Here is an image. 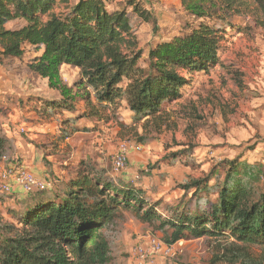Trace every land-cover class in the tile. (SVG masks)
<instances>
[{"label": "trees", "instance_id": "trees-1", "mask_svg": "<svg viewBox=\"0 0 264 264\" xmlns=\"http://www.w3.org/2000/svg\"><path fill=\"white\" fill-rule=\"evenodd\" d=\"M180 1L198 25L158 42L143 60L136 29L150 24L155 33L158 27L137 0L126 2L131 16L126 9L109 11L108 0H0L1 57L20 60L32 48L28 72L59 96L27 103L38 121L55 125L49 136L53 149L117 119L118 110L129 113V124L118 122L120 129L137 142L154 140L149 135L167 124L163 106L181 100L193 77L221 67L226 32L239 30L232 18L242 16L246 1L264 19V0ZM15 20L24 26L5 29ZM213 21L224 25L211 26ZM64 66L78 71L71 85L62 82ZM15 152L14 142L0 134V166L20 168L14 165ZM169 161L181 160L176 155ZM214 168L179 185L188 199L164 209L135 186L120 185L83 160L63 183L55 180L29 194L5 193L19 209L14 223L0 224V264H107L105 234L114 232L124 212L156 226L167 246L212 241L216 247L207 264H264V165L234 159Z\"/></svg>", "mask_w": 264, "mask_h": 264}, {"label": "rangeland", "instance_id": "rangeland-1", "mask_svg": "<svg viewBox=\"0 0 264 264\" xmlns=\"http://www.w3.org/2000/svg\"><path fill=\"white\" fill-rule=\"evenodd\" d=\"M137 1L151 12L158 27L155 33L150 24L136 29L143 60L158 42L198 25L196 18L183 11L180 0ZM126 2L108 0L106 6L109 11L126 9L131 16ZM243 9L242 16L232 18L239 30L226 32L227 41L220 51L221 67L193 77L183 89L181 100L164 105L167 124L160 133L149 135L154 140L145 143L119 128L118 122L129 124V113L118 110L117 119L90 133L75 135L59 150L53 149L48 133L52 122L46 120L44 125L48 127H41L27 106L31 98H59L44 80L28 72L26 64L35 56L33 49H27L20 60H5L0 55V134L14 142L18 159L14 165L24 167L46 186L58 177V172H49L48 168L65 170L69 176L74 174L75 164L83 160L114 182L135 186L151 202L161 203L163 209L185 202L188 197L185 199L178 186L191 178L206 177L223 160L264 165V19L249 1ZM209 24L224 25L218 21ZM140 63L144 66V61ZM60 72L65 85L78 77V71L71 67L64 66ZM122 143L140 146V151H130L126 169L113 175L112 158ZM176 155L181 161L171 163L169 159ZM6 164L0 166V173ZM39 166L44 170L41 176L33 171ZM12 198L0 191V224L14 223L13 213L19 208ZM105 236L109 244L107 264H136L138 249L152 255L149 264H207L216 247L207 239L181 240V253L174 258L154 256L150 254V242L167 246L164 234L127 212L114 232Z\"/></svg>", "mask_w": 264, "mask_h": 264}, {"label": "built area", "instance_id": "built-area-1", "mask_svg": "<svg viewBox=\"0 0 264 264\" xmlns=\"http://www.w3.org/2000/svg\"><path fill=\"white\" fill-rule=\"evenodd\" d=\"M140 151V146H134L129 143H122L118 146L112 158V174L117 175L123 172L128 163V155L130 151ZM4 158L3 161H6ZM9 182V183H8ZM45 186L43 181L37 180L30 172L20 167L16 168L11 164H6L4 170L0 173V191L3 193H10L13 189H19L25 193L37 192L38 188L43 190ZM183 242L179 241L172 246L161 245L158 241L152 240L150 242V254L160 256L165 259H172L177 254L181 253ZM136 264H149L150 255L146 254L142 249H138Z\"/></svg>", "mask_w": 264, "mask_h": 264}, {"label": "crops", "instance_id": "crops-1", "mask_svg": "<svg viewBox=\"0 0 264 264\" xmlns=\"http://www.w3.org/2000/svg\"><path fill=\"white\" fill-rule=\"evenodd\" d=\"M24 26V23L21 21V20H15V21H12V22H10V23H8V24H6L5 25V29H7V30H11V31H13V30H17V29H19V28H21V27H23ZM33 57V56H32ZM31 57V58H32ZM30 59V58H29ZM16 60V59H15ZM12 61V60H11ZM27 67V66H26ZM67 67V66H66ZM31 74V73H30ZM34 76V75H33ZM36 77V76H35ZM38 78V77H37ZM40 79V78H39ZM45 81V80H44ZM46 82V81H45ZM46 99V98H45ZM39 122H41V127H45V128H47L48 126L47 125H44L46 122L45 121H41V120H39ZM48 123V122H47ZM49 124H51V123H49ZM43 125V126H42ZM47 126V127H46ZM51 127V128H50ZM50 127H48L49 128V130H48V133H53L54 132V127H55V125L54 124H51L50 125ZM51 129H52V132H51ZM40 167V168H39ZM37 169L35 168V170H33V171H35V175H40L41 176V174L42 173H44V170H42V166H39ZM49 170H47V171H51V172H53V173H57L58 172V175L57 174H55L56 175V177H57V182L56 183H63V182H65V181H67L70 177H72L74 174H71V175H69V176H67V172L65 171V170H58L56 167H54V168H48ZM38 171H39V173H38ZM34 173V172H33ZM74 173H75V171H74ZM63 175L66 177V178H63ZM47 177V176H46ZM14 192H16V194H22L21 193V191L19 190V189H14L13 190Z\"/></svg>", "mask_w": 264, "mask_h": 264}]
</instances>
